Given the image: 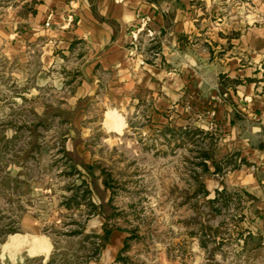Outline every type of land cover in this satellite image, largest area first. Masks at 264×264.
<instances>
[{"label":"crops","instance_id":"obj_1","mask_svg":"<svg viewBox=\"0 0 264 264\" xmlns=\"http://www.w3.org/2000/svg\"><path fill=\"white\" fill-rule=\"evenodd\" d=\"M140 15L158 34L150 53L130 46L127 29ZM141 57L149 60L142 65ZM1 73L10 80L0 81V102L13 88L47 104L40 91L62 88L57 103L75 111V123L89 119L91 104L139 107L147 119L182 132L194 123L192 133L209 141L201 180L207 197L223 190L240 202L224 237L213 228L216 243L234 246L238 264H264V0H0ZM69 142L72 153L78 146ZM82 161L92 167L89 156ZM98 187L102 197L92 200L97 210L87 214L83 232L102 245L87 264H117L128 234L113 228L103 236L108 191ZM39 241L31 255L48 253L49 242ZM208 248L193 237L187 264H229L226 246L212 255ZM157 263L181 264L162 252Z\"/></svg>","mask_w":264,"mask_h":264},{"label":"rangeland","instance_id":"obj_2","mask_svg":"<svg viewBox=\"0 0 264 264\" xmlns=\"http://www.w3.org/2000/svg\"><path fill=\"white\" fill-rule=\"evenodd\" d=\"M9 80L0 74L1 83ZM30 92L7 88L0 102V264H87L96 258L102 239L84 233L83 223L97 210L92 200L102 197L99 183L108 191L103 229L128 234L117 264H158L161 252L187 264L193 237L210 247L209 255L226 246L229 264H238L239 251L217 244L213 228L224 237L239 219L240 202L223 190L211 198L197 191L207 174L201 162L209 141L192 133L194 123L182 132L175 123L147 119L139 107L96 104L85 108L89 119L75 123V111L57 103L64 89L41 90L51 103L40 105L23 99ZM71 140L78 147L68 153ZM32 231L35 245L49 242L47 254H30Z\"/></svg>","mask_w":264,"mask_h":264},{"label":"built area","instance_id":"obj_3","mask_svg":"<svg viewBox=\"0 0 264 264\" xmlns=\"http://www.w3.org/2000/svg\"><path fill=\"white\" fill-rule=\"evenodd\" d=\"M67 22H71V14L66 18ZM45 26H49V22H45ZM130 37V46L133 52L139 53L140 51L146 52L149 47L156 43L157 33L151 26V19L148 15H140L137 21L130 25L127 29ZM151 49L148 50V53ZM153 55L157 56V53L153 51ZM157 58V57H156ZM149 58L141 57L140 64H145Z\"/></svg>","mask_w":264,"mask_h":264},{"label":"trees","instance_id":"obj_4","mask_svg":"<svg viewBox=\"0 0 264 264\" xmlns=\"http://www.w3.org/2000/svg\"><path fill=\"white\" fill-rule=\"evenodd\" d=\"M201 165L203 166V171L204 172H207V167H206V164L205 163H203V162H201ZM85 168H87V169H91V167H89V166H86ZM197 191H199V192H201L202 194H204V195H206L207 194V192L205 191V189L203 188V185H202V183L199 181V182H197ZM109 232H110V230H107V229H103V233H104V235L105 236H107L108 234H109ZM85 264V263H84Z\"/></svg>","mask_w":264,"mask_h":264}]
</instances>
